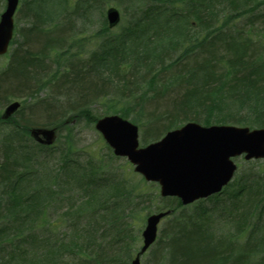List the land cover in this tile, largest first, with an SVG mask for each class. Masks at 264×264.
Here are the masks:
<instances>
[{"label":"trees","instance_id":"trees-1","mask_svg":"<svg viewBox=\"0 0 264 264\" xmlns=\"http://www.w3.org/2000/svg\"><path fill=\"white\" fill-rule=\"evenodd\" d=\"M86 1L73 13L82 26L105 2ZM45 2L26 1L31 26L21 30L23 44L12 50L9 64L0 71V108L12 96L23 99L31 114L21 117V106L15 114L18 122L15 116L7 121L0 117V232L22 244L13 252L0 248V264L44 261L34 259L38 241L30 230L46 223V201L54 195L50 186L59 184V175L51 170L41 175L38 169L45 164L40 161L42 155L55 154L58 139L52 146L40 145L30 136L32 127H53L59 132L72 124L68 119L75 121L77 115L90 113V100L101 98L106 102L105 115L131 117L141 125L146 144L187 122L264 128V0H133L138 9L128 29L117 34L108 25V7L100 30L91 36L97 48L87 55L86 45L81 46L75 38L78 33L71 31L72 17L63 7L66 0H58L52 13L43 10ZM245 17L243 29L231 28ZM63 20L70 25L67 30L58 23ZM74 46L83 50L73 51ZM44 89L45 97L34 98ZM69 146L58 152L65 179L68 175L73 180L68 184L74 183L70 188L74 214L97 218L103 213V220L112 217L111 221L119 222L121 218L113 217L119 209L112 208L111 201L120 204L124 184L116 186L112 178L98 177L91 166L79 168ZM248 163L245 177L237 173L220 194L203 201V205L215 202L214 211L201 205L202 209L186 213L191 205L183 207L178 199H168L173 212L174 208L182 211L164 233L165 264H264V169L256 170L254 165L260 161ZM46 180L52 181L50 186ZM207 210L219 213L224 221L229 219L230 233L211 235L202 222ZM95 223L99 225L100 220ZM54 251L49 264H58ZM160 254L155 255L156 264ZM108 260L97 252L89 263L108 264Z\"/></svg>","mask_w":264,"mask_h":264},{"label":"rangeland","instance_id":"rangeland-1","mask_svg":"<svg viewBox=\"0 0 264 264\" xmlns=\"http://www.w3.org/2000/svg\"><path fill=\"white\" fill-rule=\"evenodd\" d=\"M26 1L27 0H20V7L15 15L14 43L6 55L0 56V71L7 64H9L12 50L23 44V39L20 34L21 30L31 26V20L27 19V15L25 14L27 11ZM132 1L133 0H105L106 3L104 2L103 8L94 10L93 16L90 18V20H87L85 26H82L81 21H78V19L73 17L75 16L73 13L76 8L82 7L88 1L66 0V4L65 6L63 5V7L66 8L67 13H69L72 17L71 20H73L71 31L78 33L75 38H77L76 41L80 42V45L81 43L86 45L84 46V51L86 52L85 55L97 48V43L91 42V36L100 30L102 26L101 22L104 18L103 14H105V11L108 7L116 8L121 13L122 17L120 24L112 29V31L117 34L128 29V21L132 17L133 12L138 9L136 5L134 6ZM57 2L58 0H46L42 6L43 10L52 13L55 5H57ZM5 4V0H0V15L5 9ZM263 7L264 6L261 8L262 11L264 9ZM246 19L248 18L245 17V19L243 18L237 20L235 23L233 22V26H231V28L233 29L235 25L240 29H243ZM58 23H60L66 30L68 29L69 24H66V20H63V23L58 21ZM64 24L66 25L64 26ZM66 30L65 34H67ZM75 38L72 39L74 40ZM22 48L24 49V46H22ZM25 48L27 49V47ZM81 48L83 47L74 46L73 51H82L83 49ZM53 69L56 70L55 65L53 66ZM47 94L48 91L44 89L39 94L35 95L34 98H43ZM10 97V102L15 100L21 102L23 101V99L13 98L12 96ZM96 100V102H93L95 100L92 99L87 104L90 113H87L86 116L77 115V118L73 124L63 126V128L59 130L57 138L58 142L55 144L56 149H54L55 152H53L55 154L51 155L52 157L48 155H42L40 157V161L45 162L43 165L40 163L38 167L41 175H43L46 171L50 172L51 170L53 175H59L60 179L58 181L59 184L57 187L55 184L51 185V180L45 181V184L47 186L51 185L50 188L54 191V195L52 197L48 196L46 201V223H44V225H34L30 230L37 235H35V238L38 241V247L35 250L34 259L37 261L41 259L44 260L34 264H49L48 260L52 248L55 249L53 258L56 256L58 259V264H90V260L96 255L97 252L107 255L109 258L108 264H130L131 259L142 246V232L145 228L147 217L156 211L172 209V205L170 204H173V202H169L170 200L168 199L170 198H162L160 196V186L158 184L148 182L140 174L136 173L134 171V166L131 165L126 158L114 156L112 150L108 147L101 134L95 128V121L105 115L106 107V102L104 99L99 98ZM98 100L100 101L98 102ZM22 108L23 110L20 113V116L30 117L31 114L28 109L29 107H26L23 102ZM3 110L4 107H1L0 115L2 114ZM133 115L134 113H132V117ZM126 119L129 121L132 120L131 117ZM13 120L18 122V116H15ZM36 123L37 125L43 124L40 122ZM137 125L139 127L140 145L144 146L146 143H144L142 140L143 130L140 124ZM165 134L166 133H164L163 136ZM67 143H70L71 146H69ZM0 144H3L2 136H0ZM67 146L71 148L69 153L71 155L72 161H78L77 166L79 168H81L80 165L85 167L91 166L93 170L96 171L98 177L112 178V180H115L116 182L115 185L121 183L119 185L123 186L124 184V194L119 195L120 204H115L113 201H111L112 208L117 207L119 209L117 217L113 216V213L111 216L114 218H121L119 222L114 223L111 221L112 217H110L108 220H103L101 218L103 213H101L97 218H93L92 215L89 214H84L83 212L85 211L82 212L83 216H77L74 214L75 212L70 207V195L72 194L70 192V188L74 185V183L68 184L73 182V180L68 177V175H66L65 179L64 172L62 171L64 165L63 167L60 165L61 157L59 156L60 153L58 152L61 149L63 150L64 148H67ZM35 149L37 151L39 150L37 148ZM38 152L44 153L46 151ZM235 162L239 166L237 175L242 178L245 177V174L249 169V163L245 161L243 157L236 158ZM260 162L261 164L258 166L253 164L256 170H259V168L260 170L264 169V160H261ZM27 169L30 170L33 169V167H27ZM49 177L51 178V175ZM62 180L64 181L60 184ZM1 191L2 190H0V197H2ZM29 191H34V188L30 190L27 189V194H29ZM141 194L144 195L140 197ZM74 196L75 198H79L80 195L79 193L74 192ZM228 198L229 196H227L225 199ZM1 199H3V197ZM80 202L81 199H79V203ZM214 203L215 202L208 201L205 203V205H203V201H200L199 203L196 202L194 203L196 205H191V207L189 206L186 208L185 212L192 213L195 210L198 211V208H201V205L202 208L207 207L211 211H214ZM135 204L137 205L135 206ZM168 205L170 208H168ZM74 206H76L75 203ZM174 209L176 212V208ZM210 210H207L208 215L206 216V220L203 216L204 219H202V222H204L207 228H209L211 235L223 236L230 233V230L227 227L228 225H226V222L229 221V219L224 221V219L219 216V213L216 216L214 215V212H211ZM181 211L182 210L179 209L178 213L173 212L171 217L164 219L160 223L157 243L142 257V264H156L157 259L155 258V255L160 251L161 256L158 258V264H165V257L168 255V245L167 238L164 233L169 229L174 218H176V216ZM97 219L100 220L99 225L95 223L97 222ZM1 226H3V224ZM15 229L18 230V227H15ZM24 233L28 234L29 232L24 231ZM3 234L4 233L0 232L1 250L4 251L6 248L8 252H13V249L18 248L17 245H22L21 241H17V239L13 241L11 238H9V233H7L6 237L3 236ZM18 239L22 240L25 238L21 239L19 237ZM24 244L25 241L23 242V245ZM32 245H30V247ZM91 245L92 249L90 248ZM160 245L162 246L159 247Z\"/></svg>","mask_w":264,"mask_h":264},{"label":"water","instance_id":"water-1","mask_svg":"<svg viewBox=\"0 0 264 264\" xmlns=\"http://www.w3.org/2000/svg\"><path fill=\"white\" fill-rule=\"evenodd\" d=\"M18 4L19 0H7L1 15L0 55L8 51L13 38ZM106 16L110 28L121 20L120 12L113 7L108 9ZM19 107V102L8 105L2 119H9ZM96 129L116 156L127 157L137 173L149 182L160 184L161 196L178 197L183 205L220 192L237 170L232 158L242 154H246V160L264 158V128L204 127L190 122L146 147H139L138 127L120 116L99 119ZM31 135L37 142L51 145L56 139V129L36 127L31 130ZM169 214L170 211L160 212L147 218L142 233L143 246L131 264H141V256L157 238L158 224Z\"/></svg>","mask_w":264,"mask_h":264}]
</instances>
